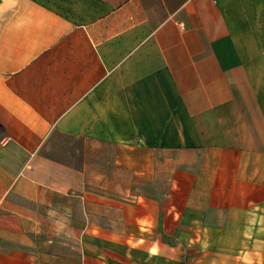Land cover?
Returning a JSON list of instances; mask_svg holds the SVG:
<instances>
[{
  "label": "crops",
  "instance_id": "0c3cea01",
  "mask_svg": "<svg viewBox=\"0 0 264 264\" xmlns=\"http://www.w3.org/2000/svg\"><path fill=\"white\" fill-rule=\"evenodd\" d=\"M0 264H264V0H0Z\"/></svg>",
  "mask_w": 264,
  "mask_h": 264
}]
</instances>
